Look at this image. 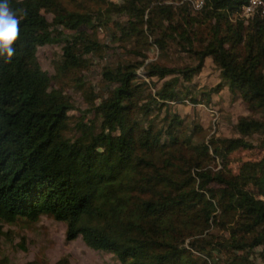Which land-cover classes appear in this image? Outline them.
Instances as JSON below:
<instances>
[{"label":"trees","instance_id":"16d2710c","mask_svg":"<svg viewBox=\"0 0 264 264\" xmlns=\"http://www.w3.org/2000/svg\"><path fill=\"white\" fill-rule=\"evenodd\" d=\"M246 4L0 0V241L5 225L45 216L66 243L118 264H264V16H241ZM110 44L121 52L100 68L105 89L74 81L86 108L72 121L62 81ZM44 46H59L52 74L37 61ZM205 61L220 81L203 92L193 78ZM223 87L246 114L232 136L196 139L201 128L172 106H200ZM250 150L259 158L231 167Z\"/></svg>","mask_w":264,"mask_h":264},{"label":"rangeland","instance_id":"374dc122","mask_svg":"<svg viewBox=\"0 0 264 264\" xmlns=\"http://www.w3.org/2000/svg\"><path fill=\"white\" fill-rule=\"evenodd\" d=\"M113 4L119 3V0H108ZM49 19V15H45ZM100 43H108L104 32L98 30L96 34ZM112 50H107V55L103 60L93 59L92 65L87 71L80 74L71 75L62 82L65 85L64 92L70 97L74 110L69 112L72 121L80 111L86 108L80 93L76 90L74 82L83 76L85 90L88 86L94 88L95 93L105 89L104 84L100 81V68L104 63L110 60L111 54L120 53L118 44H110ZM60 54L59 46H44L37 49L36 57L41 70L52 74V62ZM157 51L150 47L147 53L146 61L156 59ZM187 62V61H186ZM185 62V63H186ZM139 77L143 75L137 73ZM209 65L208 61L204 63V69L198 78H193L195 86L205 88L204 91L199 87L195 88L193 95L199 98L200 92L215 86L220 80L218 75ZM217 76V77H216ZM153 81H155L153 79ZM172 112L178 113L184 118L185 125L196 124L201 128L196 139L207 138L212 134L223 136H232L231 125L239 115L246 114L245 106L237 99L232 100V95L226 87H223L215 94H209L202 97L200 106L192 107L189 104L172 106ZM90 117H86L89 119ZM257 150L239 151L231 156V167L234 168L238 161L256 160L260 156ZM5 235L0 241V258H5L13 264H24L33 260H43L48 264H53L60 257L66 256L69 264H118L111 255L95 252L84 246L78 238L72 242L64 241V226L52 219L42 216L34 223L19 221L12 225H5ZM21 246V247H19ZM259 249H256L257 252ZM258 262V259L255 260Z\"/></svg>","mask_w":264,"mask_h":264},{"label":"built area","instance_id":"2783aa9c","mask_svg":"<svg viewBox=\"0 0 264 264\" xmlns=\"http://www.w3.org/2000/svg\"><path fill=\"white\" fill-rule=\"evenodd\" d=\"M190 7L193 11H197L201 8L203 0H188ZM255 10H259V12L264 16V2L261 0H247V4L241 9V16L248 17ZM264 201V198H259Z\"/></svg>","mask_w":264,"mask_h":264}]
</instances>
